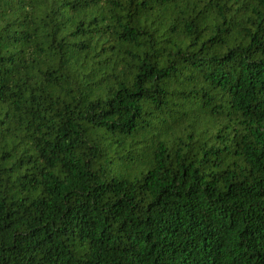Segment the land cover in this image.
<instances>
[{
    "label": "trees",
    "instance_id": "1",
    "mask_svg": "<svg viewBox=\"0 0 264 264\" xmlns=\"http://www.w3.org/2000/svg\"><path fill=\"white\" fill-rule=\"evenodd\" d=\"M0 264H264V0H0Z\"/></svg>",
    "mask_w": 264,
    "mask_h": 264
}]
</instances>
